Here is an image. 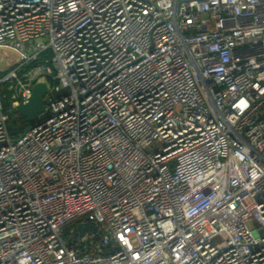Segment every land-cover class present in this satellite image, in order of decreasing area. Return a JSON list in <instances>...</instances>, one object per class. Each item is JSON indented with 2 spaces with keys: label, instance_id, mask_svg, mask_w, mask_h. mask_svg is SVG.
<instances>
[{
  "label": "built area",
  "instance_id": "built-area-1",
  "mask_svg": "<svg viewBox=\"0 0 264 264\" xmlns=\"http://www.w3.org/2000/svg\"><path fill=\"white\" fill-rule=\"evenodd\" d=\"M0 47V264H264V0H0Z\"/></svg>",
  "mask_w": 264,
  "mask_h": 264
},
{
  "label": "water",
  "instance_id": "water-1",
  "mask_svg": "<svg viewBox=\"0 0 264 264\" xmlns=\"http://www.w3.org/2000/svg\"><path fill=\"white\" fill-rule=\"evenodd\" d=\"M49 103L50 96L47 83L43 81L37 82L32 87L30 98L9 111L10 119L16 121L18 118H22L24 123L33 124L37 120L38 115L45 111L46 105ZM92 227L90 223L78 225L73 230V233L83 236L85 231L90 230Z\"/></svg>",
  "mask_w": 264,
  "mask_h": 264
},
{
  "label": "rangeland",
  "instance_id": "rangeland-1",
  "mask_svg": "<svg viewBox=\"0 0 264 264\" xmlns=\"http://www.w3.org/2000/svg\"><path fill=\"white\" fill-rule=\"evenodd\" d=\"M19 57V53L11 48L0 47V75L3 72H6L12 65L16 63V59ZM41 80H44L42 78ZM49 86H52V83L48 81ZM10 111V110H9ZM9 111H7L9 113ZM42 114L38 115L41 118ZM15 123L8 121V128L13 133H18L25 130L27 127L31 125V123H20L21 119H17Z\"/></svg>",
  "mask_w": 264,
  "mask_h": 264
},
{
  "label": "trees",
  "instance_id": "trees-1",
  "mask_svg": "<svg viewBox=\"0 0 264 264\" xmlns=\"http://www.w3.org/2000/svg\"><path fill=\"white\" fill-rule=\"evenodd\" d=\"M49 80H50V79H49ZM5 109H6V112L9 111V107H8V105H6ZM16 121H18V120H16ZM16 121H12V120H11V122H13V123H15ZM20 123H22V124L24 123L22 119H21V122H20ZM72 225H73L72 223H68V224L65 226V233H66V235H67L68 237H70V238H72V239H73V238L75 239V237L73 236L72 231H71V230H72Z\"/></svg>",
  "mask_w": 264,
  "mask_h": 264
}]
</instances>
